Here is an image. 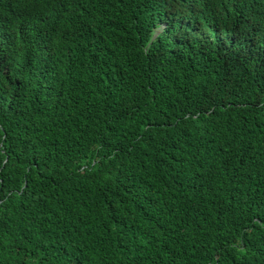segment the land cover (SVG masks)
<instances>
[{"label": "trees", "instance_id": "1", "mask_svg": "<svg viewBox=\"0 0 264 264\" xmlns=\"http://www.w3.org/2000/svg\"><path fill=\"white\" fill-rule=\"evenodd\" d=\"M0 264H264V0H0Z\"/></svg>", "mask_w": 264, "mask_h": 264}, {"label": "clouds", "instance_id": "2", "mask_svg": "<svg viewBox=\"0 0 264 264\" xmlns=\"http://www.w3.org/2000/svg\"><path fill=\"white\" fill-rule=\"evenodd\" d=\"M193 5H197L199 7V9H202V8H205L209 5L210 1L211 0H189ZM145 17H147V14L145 13ZM133 23L135 25V19L133 17ZM118 23H114L113 27H112V31L114 30H117L118 28ZM172 25L173 23L171 24L170 28L166 31L163 30V28L165 27V24H163L161 26L160 29H156V35L157 37L160 36V39L162 41H164L168 46L169 48L174 52V54L176 55L177 57V60L178 59H181L187 55H193L192 53H189V52H185L183 49H182V45L176 41H174L172 39ZM218 33L219 35H221L222 37L224 38H228L230 37L231 38V41L233 43V46L235 48V50H241L243 48H246L245 47V42H246V38L244 36H242L241 34H238V33H232V32H216ZM210 35H206L204 36L203 38V45H202V56L203 55H207V48H208V44L205 43L206 40H208ZM247 50H252L250 49V47H248Z\"/></svg>", "mask_w": 264, "mask_h": 264}]
</instances>
